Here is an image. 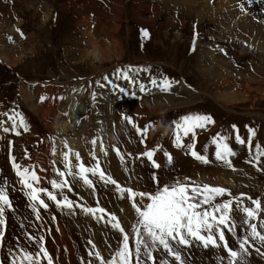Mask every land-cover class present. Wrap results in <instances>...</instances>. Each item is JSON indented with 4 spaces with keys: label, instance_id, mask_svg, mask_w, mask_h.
Returning a JSON list of instances; mask_svg holds the SVG:
<instances>
[{
    "label": "rangeland",
    "instance_id": "rangeland-1",
    "mask_svg": "<svg viewBox=\"0 0 264 264\" xmlns=\"http://www.w3.org/2000/svg\"><path fill=\"white\" fill-rule=\"evenodd\" d=\"M244 3L245 0H0V113H21L29 128L17 129L20 135L0 128V185L7 182L12 204L5 215L0 264H10L12 254L20 249L37 252L40 237L44 238L43 245L53 264H82V260L99 264L88 255L92 251L89 241L105 260L120 247L118 231L79 208L72 212L61 210L49 201L46 210L38 207L40 219L35 218L10 155L22 166H36L42 178L38 187L51 190L50 181L59 179L54 169L64 170L59 153L66 149L65 144L81 153L83 163L89 167L96 163L91 155L94 149L104 172L136 192L155 193L176 180L197 185L206 181L230 190L232 197L243 194L244 206L254 207L251 200H259L261 211L253 222L264 232L259 228L264 220V177L243 166L249 173L238 170L236 165L246 164L245 149L231 134L235 125L247 139L244 123L254 128L253 121L264 120V3H253L241 11ZM144 30L148 32L146 38ZM97 50H102L99 55ZM128 68L138 70L135 84L116 79L118 69ZM104 77L132 89L113 93L110 85L98 87L97 82L107 83ZM167 77L172 85L183 79L195 88L184 91L194 95L180 90L162 91L159 82ZM153 79L157 86L151 84ZM140 84H146L144 92ZM76 94L74 101L83 108L79 116L86 110L88 119H83L81 128L67 104L68 97ZM54 96H61V101L51 105ZM207 114L230 122L228 131L217 133L229 136L237 153L231 158V168L221 161L213 162L211 154L208 163L191 158L186 148L179 149L173 142L176 122L185 116ZM125 117H131L141 129L148 128L144 143ZM0 120L6 121L3 127L11 128L6 117L0 116ZM200 138L205 143L210 138L208 131L201 132ZM92 140L97 141L95 146ZM253 141L258 142L257 138ZM104 143L109 148L108 158L100 150ZM158 147L154 158L161 159V167L155 170L144 156H139L143 149ZM166 152L172 157L171 164ZM70 157L76 160L74 154ZM68 179L74 190H65V195L85 207H96L98 201L99 207L114 213L124 229L131 232L137 215L126 194L121 198L115 186L97 178H93L95 191ZM232 197H219L217 202ZM137 201L147 203L139 197ZM233 209L237 235L226 232V238L229 246L238 250L237 238L248 235L249 229L235 202ZM29 234L34 241L28 239ZM174 247L185 264H221V257L227 264L223 247L206 249L199 242L190 248ZM256 247L264 251L260 244ZM154 255L157 264L160 259L176 264L163 250ZM247 264H264V256L252 249Z\"/></svg>",
    "mask_w": 264,
    "mask_h": 264
},
{
    "label": "snow or ice",
    "instance_id": "snow-or-ice-1",
    "mask_svg": "<svg viewBox=\"0 0 264 264\" xmlns=\"http://www.w3.org/2000/svg\"><path fill=\"white\" fill-rule=\"evenodd\" d=\"M253 3H264V0H245V3L240 5L241 11H246V7ZM142 35L146 38L148 37V32L144 30L142 31ZM193 43H195V34ZM137 71L134 68L118 69L116 79H123L135 84L134 74ZM103 79L107 83L97 82L98 87L104 88L110 85L112 89H118L120 93H126L127 90L117 85L114 80H109L108 77H104ZM151 84L157 86V81L153 79L151 80ZM159 86H161L162 91H168L172 84L165 78L159 82ZM139 88L141 92L145 91L143 84H140ZM43 99L44 97H41L42 101ZM93 99H95V93H93ZM0 116H4L7 118V121H11V128H8L3 127L6 121L0 120V128L5 133L12 131L14 134L20 135L17 129L23 128L24 131L29 130L28 124L19 112H2ZM125 119L136 128L138 135H142L141 143H144L147 139L146 133L148 128L141 129L133 123L131 117H125ZM214 123L215 120L210 115H189L183 117L175 124L178 130L174 140L175 146L186 148L188 154L194 159L208 163L206 155L196 151L195 130L204 129L207 125ZM232 127L235 132L236 143L247 147L249 151L248 163L258 170L264 171V167H261L262 158H264V145H253L256 130L248 128L249 135L247 140H245L239 134L237 126L233 125ZM179 132H182L184 137L191 134L193 142L187 145L183 144ZM229 140V136L217 134L212 138V144L214 145L215 159L231 168L233 167L231 158L236 156L237 153L229 144ZM91 143L95 146L97 141L92 140ZM65 148L68 150L62 157L64 170L54 169L55 175L59 179H52L50 181L51 190L38 187L42 178L35 170L36 166H22L11 155L10 162L22 187L27 190L26 195L31 202L30 207L36 214L37 219H40L38 207L46 210L49 207L46 201H52L61 210L68 209L72 212L76 208H79L83 213L92 215L97 220H105L106 223L110 224L112 229L121 234L120 247L115 250L108 260H105L100 252L95 250L96 246L92 241L88 242L92 246V251L88 255L99 261V264H149V262L150 264H157L158 258L154 253L160 250H163L176 264H185L180 252L176 250L174 245L190 248L194 242H199L206 249L210 246L217 249L223 247L227 252V264H247V257L252 249H255L259 255L264 256V251L256 247L257 243L264 247V232L258 230L257 224L253 222L258 219L259 212L261 211V202L259 200L252 199L251 203L254 207H247L243 205V194H241V197H232L230 190L222 187L210 186L208 184L197 185L190 181L184 182L180 180L160 187L155 193L136 192L131 188L123 187L109 174L104 172L94 149L91 155L96 163L92 167H89L83 163L79 153H74L77 163L73 165L70 160V155H72L71 149L67 144H65ZM100 150L107 155L103 146H101ZM158 150L159 147L141 154L151 161L153 167L157 169L160 165L153 160V157ZM115 151L120 157L121 163H124V157L120 154L119 149L117 148ZM53 154H55V149H53ZM165 156L168 163L171 164V155L166 152ZM26 158L30 157L26 155ZM69 177L82 182L84 186L93 191H95V181L93 178H97L106 185L111 184L115 186L121 198H125L126 194V198L131 201L137 215V220L132 225L131 232H127L124 229L114 213H109L106 209L99 207L98 201L96 207H85L65 195V190L68 192L74 190L68 179ZM153 179L158 183L155 176ZM226 195L232 197V199L217 202V198ZM137 197H139L140 201L146 200L147 203L141 205L137 201ZM234 202L236 207L244 213L242 221L249 229L248 235L237 238L238 250L230 247L226 238V232L233 236L237 235V222L232 218ZM11 208L12 204L7 191V182L4 181L0 185V247L3 246L6 229L5 215ZM259 228L264 229V220L260 221ZM28 239L34 241L35 238L29 234ZM43 239V237L39 238V249L37 252H30L24 249L14 252L10 264H43L44 260L47 261V264H53L50 254L43 245ZM220 260L221 264H224L225 257H221ZM82 264H92V262L82 260ZM159 264H171V262L167 259H160Z\"/></svg>",
    "mask_w": 264,
    "mask_h": 264
},
{
    "label": "bare ground",
    "instance_id": "bare-ground-1",
    "mask_svg": "<svg viewBox=\"0 0 264 264\" xmlns=\"http://www.w3.org/2000/svg\"><path fill=\"white\" fill-rule=\"evenodd\" d=\"M101 49V48H100ZM101 51L102 50H97L96 52H98V53H96L97 55H99V53H101ZM77 98V94H76V96L75 97H68V101H67V104L71 107V111H70V113H71V115H72V117H74V115H75V117H76V120H78L81 116H79L80 115V112L83 110V108H82V106L80 105V104H77L74 100ZM61 101V96H54V98H53V101H52V104L51 105H53V104H55V103H57V102H60ZM38 113L41 115V110H39L38 111ZM48 146V144L46 143V145H45V147H47ZM103 148L105 149V151L107 152V155H105L104 154V152H102L103 154H104V156H107L106 158H108V156H109V148L105 145V143L103 144ZM60 155H59V158L61 157V154L62 153H59ZM58 156V155H57ZM72 160H74V158L72 159ZM71 160V161H72ZM108 160H111V159H108ZM115 166V165H114ZM225 183V182H224ZM223 184V183H222ZM236 186V185H235Z\"/></svg>",
    "mask_w": 264,
    "mask_h": 264
}]
</instances>
